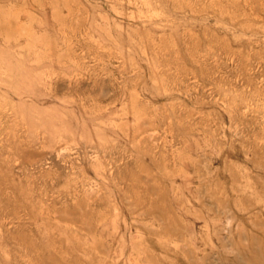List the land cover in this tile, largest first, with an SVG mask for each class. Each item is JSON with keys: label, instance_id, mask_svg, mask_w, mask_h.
<instances>
[{"label": "rangeland", "instance_id": "1", "mask_svg": "<svg viewBox=\"0 0 264 264\" xmlns=\"http://www.w3.org/2000/svg\"><path fill=\"white\" fill-rule=\"evenodd\" d=\"M0 264H264V0H0Z\"/></svg>", "mask_w": 264, "mask_h": 264}]
</instances>
